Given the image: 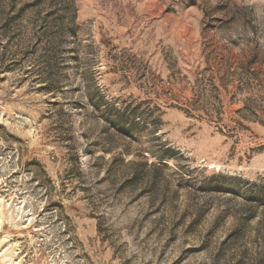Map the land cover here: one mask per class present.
I'll return each instance as SVG.
<instances>
[{"label": "rangeland", "instance_id": "obj_1", "mask_svg": "<svg viewBox=\"0 0 264 264\" xmlns=\"http://www.w3.org/2000/svg\"><path fill=\"white\" fill-rule=\"evenodd\" d=\"M0 264H264V0H0Z\"/></svg>", "mask_w": 264, "mask_h": 264}, {"label": "built area", "instance_id": "obj_2", "mask_svg": "<svg viewBox=\"0 0 264 264\" xmlns=\"http://www.w3.org/2000/svg\"><path fill=\"white\" fill-rule=\"evenodd\" d=\"M48 237L45 233L40 232L35 240V249L42 250L47 246Z\"/></svg>", "mask_w": 264, "mask_h": 264}]
</instances>
